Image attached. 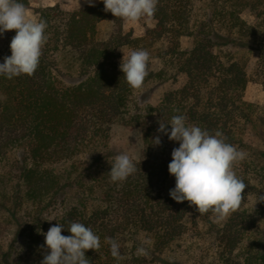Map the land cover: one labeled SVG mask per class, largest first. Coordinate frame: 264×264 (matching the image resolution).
<instances>
[{"label":"trees","instance_id":"obj_1","mask_svg":"<svg viewBox=\"0 0 264 264\" xmlns=\"http://www.w3.org/2000/svg\"><path fill=\"white\" fill-rule=\"evenodd\" d=\"M197 1L202 2L201 14L196 12ZM20 2L30 7L29 0ZM94 5L73 11L58 4L32 6L38 20L48 25L38 67L31 76H0V164L18 149L26 152L28 162H23L12 185L11 199L37 209L21 229L23 253L7 241V235L16 232L13 220H0V264H40L45 254L40 248L45 243L42 233L61 223L65 226L61 234L69 236V222L83 223L100 238L99 251L85 252L89 264L162 262L160 253L188 232L190 216L207 221L213 215L199 214L194 205L177 202L169 194L176 181L168 165L179 142L156 130L158 121L167 123L174 115H184L188 124L210 133L221 131L227 143L247 153L234 168L242 173L243 182L264 186V112L244 99L247 62L237 52L223 50L257 51L255 76L264 86V0H158L154 15L144 17L155 24L143 36L124 32L122 20L103 11V0ZM246 12L253 22L243 17ZM104 22L110 24L106 36L100 28ZM15 34L16 30L0 34V63L11 55ZM182 36L192 37L190 47H181ZM121 48L149 52V75L143 86L153 80H175L181 73L184 83L165 92L156 104L133 110L131 101L138 90L129 87L119 67ZM153 59L160 60L157 70ZM60 76L71 80L67 84ZM118 123L138 128L142 147L134 159L137 171L113 183L111 164L101 151L112 125ZM166 127L170 132L171 125ZM157 135L160 145L152 143ZM82 158L89 159L85 167ZM256 191L255 195H264ZM45 201L48 209L58 203L52 215L56 220H43ZM230 232L226 226L220 238L232 252L235 240ZM106 237L121 244L123 260L111 256ZM142 237L152 241L151 258L135 255ZM237 261L227 259L225 264H264V246Z\"/></svg>","mask_w":264,"mask_h":264},{"label":"clouds","instance_id":"obj_2","mask_svg":"<svg viewBox=\"0 0 264 264\" xmlns=\"http://www.w3.org/2000/svg\"><path fill=\"white\" fill-rule=\"evenodd\" d=\"M85 2L95 6L94 0ZM103 4V11H110L124 22H135L144 17H152L157 10L158 0H103ZM47 27L44 19L28 17L25 5L20 0H0V34L16 30L10 42L11 55L5 56L4 62L0 63V76L12 79L35 73L42 47L47 41ZM149 60L150 54L144 49L132 50L127 56L124 53L119 67L133 90L141 89L149 75ZM158 123L157 133L179 142V147L173 148L171 152L172 160L168 165V171L176 181L175 187L169 190L170 196L177 202L188 201L199 214L211 212L215 222L237 211L242 205V192L246 184L237 176L234 168L246 159L247 153L227 143L221 131L213 134L188 124L184 115H174L169 122L162 123L160 120ZM169 124L170 132L166 127ZM152 143L160 145V135ZM109 163V179L113 183L123 182L137 171L134 158L124 152L115 155ZM257 202L264 203V195L257 194L253 207ZM64 228L63 224L58 223L42 233L45 243L40 248L45 249V254L40 264H89L85 252L89 249L99 251V236L80 222H69V236L61 234ZM105 243L109 245L114 259H124L120 251L121 244L116 239L106 237ZM151 244L150 239H143L135 255L147 257Z\"/></svg>","mask_w":264,"mask_h":264},{"label":"rangeland","instance_id":"obj_3","mask_svg":"<svg viewBox=\"0 0 264 264\" xmlns=\"http://www.w3.org/2000/svg\"><path fill=\"white\" fill-rule=\"evenodd\" d=\"M30 7L26 8L27 15L30 19L38 20V14L34 11L32 6H47L58 4L63 10L73 11L83 9L89 4L85 0H29ZM99 0H94V4ZM80 4V6H79ZM202 2L197 1V13L201 14ZM203 8V6H202ZM243 17L248 22H253L254 17L246 12ZM155 21L149 18H142L135 22H124L122 20V27L124 32H131L133 36H143L146 30L153 27ZM102 36H106L110 30V24L104 22L100 24ZM180 44L183 49L188 48L192 44V37H180ZM223 50H230L237 52L243 60L247 62L246 71L248 74V82L244 91V99L254 105H257V110L263 114L264 112V86L260 79L255 76V64L257 60V51H249L250 47H224ZM120 52L125 55L129 54L127 48H121ZM124 52V53H123ZM161 66L159 59H153L152 67L157 70ZM60 68L66 69L64 63H60ZM74 74V73H73ZM76 75H71L75 79ZM61 79V76L59 77ZM71 80V79H70ZM68 77L62 78V82L67 84L70 82ZM185 81V75L179 74L175 80L169 79L163 82L153 80L145 84L141 89L136 91L132 97V109H138L146 106L147 104H156L163 94L169 90L180 87ZM142 147L141 132L134 126H127L122 124L112 125L109 133V138L106 141V149L101 153L105 156V161H111L115 155L124 152L132 156L134 159L140 155ZM27 158V159H26ZM84 167L87 166L89 159H84ZM28 162V155L23 149H18L12 152L5 161L0 164V220L12 219L13 228L16 230L7 235V241L12 242L14 250L17 253L22 252L25 248V239L21 236V229L25 226V222L34 216L37 212L35 205L27 206L28 204L20 205L12 201V185L17 180L23 162ZM68 164L64 165L67 166ZM237 176L242 178V173L234 169ZM5 174V177H3ZM245 183V182H244ZM246 184V183H245ZM258 189L264 193L263 184H259L256 188L247 185L242 192L243 200L241 207L230 213V215L219 222H215L213 215L209 220H200L198 216L189 217L188 232L185 236L176 241L170 247L160 253L161 261H153V264H225L227 259H234L235 261H242L247 252L255 254L261 251L264 246V203L257 202L253 207L254 200L256 199L255 193ZM43 203L42 218H52L56 212L57 202L49 206L48 202ZM55 204V205H54ZM247 208V209H246ZM244 209L247 211L244 212ZM245 213V214H244ZM48 221V220H47ZM196 222V223H194ZM48 224V222H47ZM18 226L20 228L18 229ZM228 226L231 231L229 235L233 236L232 243L235 249L229 252L220 237L223 236L222 230ZM18 230V231H17ZM228 231V230H227ZM145 239L142 237L141 241ZM149 239V238H147ZM152 249V245L149 247ZM15 258V257H14ZM151 258V255H148ZM17 260V258H15ZM237 261V262H238Z\"/></svg>","mask_w":264,"mask_h":264}]
</instances>
